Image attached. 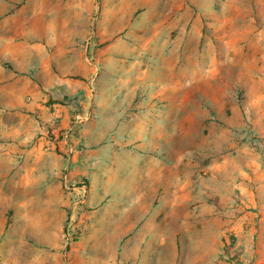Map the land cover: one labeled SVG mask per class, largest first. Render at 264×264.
Returning a JSON list of instances; mask_svg holds the SVG:
<instances>
[{"label": "rangeland", "instance_id": "374dc122", "mask_svg": "<svg viewBox=\"0 0 264 264\" xmlns=\"http://www.w3.org/2000/svg\"><path fill=\"white\" fill-rule=\"evenodd\" d=\"M0 106V264H264V0H0Z\"/></svg>", "mask_w": 264, "mask_h": 264}, {"label": "crops", "instance_id": "0c3cea01", "mask_svg": "<svg viewBox=\"0 0 264 264\" xmlns=\"http://www.w3.org/2000/svg\"><path fill=\"white\" fill-rule=\"evenodd\" d=\"M17 80L13 83V85L9 86V89L11 90V92L13 93L14 97L16 98L14 100V102L12 104H10V106L8 107V109H13L15 110L14 113L11 115H15L18 116L20 120H24L27 121L28 120V115H26L25 113L29 112V111H34L37 114H39V116L44 115L46 112L44 111L45 107L43 104L40 103H35V104H26L22 101H18L17 98L21 97L19 92L15 89L16 85H17ZM13 88V89H12ZM36 92V89H35ZM1 106H0V112H1ZM68 120H69V115L64 112L63 113V123L64 124H68ZM45 119H41L39 121V124H37V126L35 127L36 129V134L41 135L42 137L40 138V140H45L46 139V123H45ZM1 123V122H0ZM38 123V122H37ZM28 123H23L21 124V122H19L17 125L13 126V129H16L14 135L17 138H26L29 139L31 133L28 131ZM50 126V125H49ZM34 134V135H36ZM235 242L234 237L227 236L224 235L223 238L221 239V243H222V247L220 248V250L224 251V249L230 248L231 250H233L235 247V245H233V243ZM232 245V248L231 246Z\"/></svg>", "mask_w": 264, "mask_h": 264}, {"label": "built area", "instance_id": "2783aa9c", "mask_svg": "<svg viewBox=\"0 0 264 264\" xmlns=\"http://www.w3.org/2000/svg\"><path fill=\"white\" fill-rule=\"evenodd\" d=\"M83 191H85V190H83ZM226 259H227V264H232V262L228 256L226 257Z\"/></svg>", "mask_w": 264, "mask_h": 264}]
</instances>
